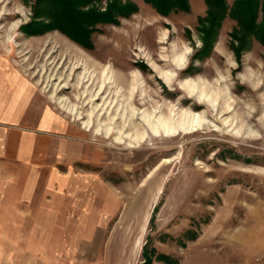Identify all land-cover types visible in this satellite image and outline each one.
<instances>
[{
  "label": "rangeland",
  "instance_id": "374dc122",
  "mask_svg": "<svg viewBox=\"0 0 264 264\" xmlns=\"http://www.w3.org/2000/svg\"><path fill=\"white\" fill-rule=\"evenodd\" d=\"M120 1L136 12L88 48L33 33L36 0H0V85L18 81L22 113L0 125L31 132L30 156L0 157V264H142L145 244L150 264H264V43L236 42L237 0L207 45L204 0Z\"/></svg>",
  "mask_w": 264,
  "mask_h": 264
},
{
  "label": "trees",
  "instance_id": "16d2710c",
  "mask_svg": "<svg viewBox=\"0 0 264 264\" xmlns=\"http://www.w3.org/2000/svg\"><path fill=\"white\" fill-rule=\"evenodd\" d=\"M103 0H36L33 7V18L38 21L35 25L39 32L49 29H57L81 46L91 47L90 38L97 30L98 24H118L119 18H125L136 12V6L132 2L120 0H108L104 11L97 4ZM149 3L160 15L167 16L170 12H188V0H144ZM207 6L206 17L200 18L201 39L207 45L216 34L220 20L226 13L225 0H204ZM258 0H237L230 13L233 14L239 24V37L236 38L241 47L246 38L251 34L264 43V20L262 26L256 25V6ZM264 10V0L261 2ZM204 24V25H203ZM236 48V50H238ZM197 235L193 234L189 240L193 241ZM142 264H150L154 255L147 254V245L142 249ZM156 259L165 264H177L164 255H157Z\"/></svg>",
  "mask_w": 264,
  "mask_h": 264
},
{
  "label": "crops",
  "instance_id": "0c3cea01",
  "mask_svg": "<svg viewBox=\"0 0 264 264\" xmlns=\"http://www.w3.org/2000/svg\"><path fill=\"white\" fill-rule=\"evenodd\" d=\"M3 82L4 84L0 85V114H22L20 112L21 98L19 91L21 87L19 86L18 81L14 79V81L3 80L2 83ZM4 128L5 127L0 125V137H2L0 140V157H6L9 160H25L23 158H25L26 155L30 156L31 154H27V151L18 149V144L21 142L24 143L25 137H29V133L31 132L29 130H26L24 131L25 133L17 134V136L15 137L14 134L18 133V130L13 127H11L12 130H5ZM35 212L36 211H34V214H36ZM86 223L91 224L92 222L88 220ZM84 228L85 227H83V229ZM92 228L94 229V227L90 226L86 229ZM100 229H103V227Z\"/></svg>",
  "mask_w": 264,
  "mask_h": 264
}]
</instances>
